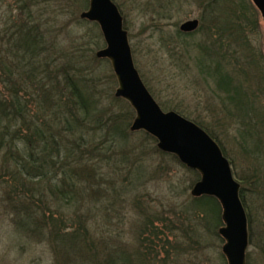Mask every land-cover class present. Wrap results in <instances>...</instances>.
<instances>
[{
    "label": "rangeland",
    "instance_id": "374dc122",
    "mask_svg": "<svg viewBox=\"0 0 264 264\" xmlns=\"http://www.w3.org/2000/svg\"><path fill=\"white\" fill-rule=\"evenodd\" d=\"M111 1L133 66L161 111L200 123L224 151L247 216L245 264H264L260 12L251 0H229L234 11L221 12L227 16L216 25L201 19L195 0ZM87 9L88 0H0V45L21 23L40 43L35 73L15 87L19 99L45 92L58 99L63 90L81 108L65 84L75 77L96 117L84 129L67 126L52 156L56 167L36 175L23 171L12 181L14 167L1 150L0 264H227L219 203L192 197L199 174L160 152L145 132L130 131L135 112L115 98L110 64L95 56L104 40L96 24L80 18ZM191 20L199 28L182 34L180 25ZM18 79L7 78L9 87L0 81L2 102ZM76 145L82 154L71 152Z\"/></svg>",
    "mask_w": 264,
    "mask_h": 264
},
{
    "label": "water",
    "instance_id": "95a60500",
    "mask_svg": "<svg viewBox=\"0 0 264 264\" xmlns=\"http://www.w3.org/2000/svg\"><path fill=\"white\" fill-rule=\"evenodd\" d=\"M264 20V0H251ZM80 18L96 23L105 47L95 56L106 59L117 82L115 98L126 101L135 112L131 132L143 131L156 140L157 149L174 156L200 179L191 196L214 198L221 207L223 227L218 230L224 244L221 252L227 264H245L248 246L247 217L239 197V184L233 179L229 162L206 132L174 112H162L135 70L122 17L111 0H88ZM197 20L179 27L182 33L197 29Z\"/></svg>",
    "mask_w": 264,
    "mask_h": 264
},
{
    "label": "trees",
    "instance_id": "16d2710c",
    "mask_svg": "<svg viewBox=\"0 0 264 264\" xmlns=\"http://www.w3.org/2000/svg\"><path fill=\"white\" fill-rule=\"evenodd\" d=\"M195 2L202 10L201 19L205 23L211 22L220 25L222 21L220 14H224L221 12L225 10L230 12L231 9L234 11V7L229 3V0H195ZM224 16L227 15L224 14ZM17 30L18 34L10 35V38L5 43L1 41L2 45H0V81L9 87L7 78L11 80L13 76L21 78V80L11 82L13 91L8 96L9 100L7 102L0 100V152L4 150L7 159H11L10 165L14 167L11 174L12 181H15V178L17 181V176L24 173L23 171L26 172V175L32 176L34 172L40 169L56 167V162H52V156L54 153L59 154L56 146L58 139L62 138L71 123L77 129H84L86 123L91 122V117L94 118L89 115L92 105L91 100L85 92L86 90L84 91L83 86L76 84L75 77L66 76L70 80L65 81V84H70L69 92L71 91L70 93L76 98L73 101L78 100L81 108L76 107L70 98H65L63 90L57 96L58 99L55 97L51 99L48 92L41 94L39 97H37L38 95L28 94L24 100L19 99L16 93L18 89L15 87L19 86V82L22 81L24 76L35 73L34 65L36 63L33 58H38L41 54L39 55V38L34 33L33 27L30 25L24 26L21 23L18 24ZM1 74L4 81L1 80ZM229 79L234 80L235 78ZM94 120H96V117ZM58 122H61L62 125L58 126ZM194 123L209 134L213 140H216L206 127L198 122ZM67 126L69 127L66 128ZM78 139L84 140V136ZM17 142L23 144L22 147L26 149L24 150L26 155H23L22 150L18 149ZM70 150L71 152L77 150L79 154H82L81 147L78 145ZM222 152L225 155L224 151ZM77 177H81V175ZM240 200L243 204L242 196H240Z\"/></svg>",
    "mask_w": 264,
    "mask_h": 264
}]
</instances>
